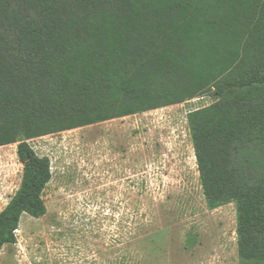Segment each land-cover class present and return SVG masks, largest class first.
Masks as SVG:
<instances>
[{
  "label": "trees",
  "instance_id": "trees-1",
  "mask_svg": "<svg viewBox=\"0 0 264 264\" xmlns=\"http://www.w3.org/2000/svg\"><path fill=\"white\" fill-rule=\"evenodd\" d=\"M210 92L216 102L188 115L204 198L236 206L239 258L264 264V0H0V147L17 144L23 165L0 212V256L24 216L47 214L52 162L30 140ZM139 197L114 264H142L157 230L147 182Z\"/></svg>",
  "mask_w": 264,
  "mask_h": 264
},
{
  "label": "rangeland",
  "instance_id": "rangeland-1",
  "mask_svg": "<svg viewBox=\"0 0 264 264\" xmlns=\"http://www.w3.org/2000/svg\"><path fill=\"white\" fill-rule=\"evenodd\" d=\"M215 102L210 92L30 140L36 154L52 162L53 179L44 194L47 214L23 217L17 244L5 246L0 264L120 261L126 202L129 196L140 198L142 182L154 197L157 224L139 245L142 264H242L236 206L208 209L188 127L191 112ZM22 176L17 144L0 147V212L17 193ZM189 234L197 242L186 250Z\"/></svg>",
  "mask_w": 264,
  "mask_h": 264
}]
</instances>
